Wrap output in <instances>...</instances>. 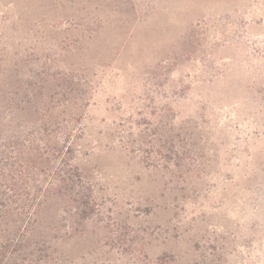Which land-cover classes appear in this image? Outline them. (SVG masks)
<instances>
[{
    "label": "rangeland",
    "instance_id": "obj_1",
    "mask_svg": "<svg viewBox=\"0 0 264 264\" xmlns=\"http://www.w3.org/2000/svg\"><path fill=\"white\" fill-rule=\"evenodd\" d=\"M30 126L99 204L36 264H264V0H0V144Z\"/></svg>",
    "mask_w": 264,
    "mask_h": 264
},
{
    "label": "trees",
    "instance_id": "obj_2",
    "mask_svg": "<svg viewBox=\"0 0 264 264\" xmlns=\"http://www.w3.org/2000/svg\"><path fill=\"white\" fill-rule=\"evenodd\" d=\"M52 128L26 127L0 144V264H36L76 222L99 212L92 183ZM135 147L148 164L186 166V145L166 128L144 132Z\"/></svg>",
    "mask_w": 264,
    "mask_h": 264
}]
</instances>
